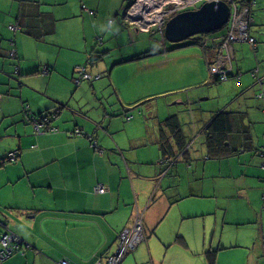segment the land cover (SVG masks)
Here are the masks:
<instances>
[{
    "label": "crops",
    "instance_id": "1",
    "mask_svg": "<svg viewBox=\"0 0 264 264\" xmlns=\"http://www.w3.org/2000/svg\"><path fill=\"white\" fill-rule=\"evenodd\" d=\"M254 1L256 44L232 43L228 79L217 82L209 70L217 46L209 56L199 44L179 46L194 47L188 57L199 60L200 80L194 98L177 99L182 111L167 115L146 105L154 95L150 57L165 53L157 64L167 65L173 49L137 51L133 35L142 29L128 10L122 15L121 0H0V157L18 153L14 163H0V233L11 229L24 241L0 264H89L115 252L138 212L145 239L122 264H211L209 249L217 252L214 264H264V0ZM225 26L198 38L217 44ZM125 32L129 41L121 45L115 39ZM126 63L137 64L129 80L123 69L113 76ZM81 65L92 74L89 83L76 82ZM48 109L59 110L50 123L56 130L38 133L28 116ZM223 111L231 142L216 157L206 129ZM173 115L187 144L168 167L160 140L170 136L176 147L164 124Z\"/></svg>",
    "mask_w": 264,
    "mask_h": 264
},
{
    "label": "built area",
    "instance_id": "2",
    "mask_svg": "<svg viewBox=\"0 0 264 264\" xmlns=\"http://www.w3.org/2000/svg\"><path fill=\"white\" fill-rule=\"evenodd\" d=\"M200 1L206 0H134L132 3L128 14L132 21L135 22L142 30H150L154 24L158 23L162 29H164L168 20L174 16L177 12L188 9L189 7H195ZM233 2V0H231ZM232 16L230 23L228 25V31L226 36L222 39L221 51L211 64H209L210 72L213 75L221 76L224 80L228 79V74L231 71L232 63V52L231 45L236 41H248L253 44L256 40L251 36L250 23L252 18H250V8L245 7L239 9L236 3H233ZM13 30H17L18 26H11ZM12 46L14 45V40H10ZM10 56L15 58L17 56L16 50H10ZM18 70V69H17ZM19 71V70H18ZM78 75L76 82L80 83L83 80L90 79L92 74L88 72L85 65L78 67ZM35 118V117H33ZM37 119V118H36ZM47 116L34 121L35 128L37 132H41L42 128L44 131H55V127L46 128ZM42 131V132H44ZM11 160L17 158V152H11L9 154ZM0 162L2 160L0 159ZM98 192H105L106 188L104 185H99L97 187ZM142 215L140 212L136 215V220L134 226L130 228H125L120 235L118 249L110 260L109 264H120L125 258L127 251L134 249L143 240V226H142ZM21 239L17 233L12 230H7L0 237V245L2 251L0 253V258L13 252L20 243ZM59 264H72L66 259L60 260ZM99 264V262H96Z\"/></svg>",
    "mask_w": 264,
    "mask_h": 264
},
{
    "label": "rangeland",
    "instance_id": "3",
    "mask_svg": "<svg viewBox=\"0 0 264 264\" xmlns=\"http://www.w3.org/2000/svg\"><path fill=\"white\" fill-rule=\"evenodd\" d=\"M125 2L128 5L126 3L124 4V0H121V6H122L121 9L123 11L122 15L124 13H126L127 10L129 11L131 4L134 2V0H126ZM203 2H205V1H200L198 4L201 5ZM126 6H127V8H126ZM125 8H126V10H125ZM117 12L118 11H116L115 14H113L112 18H115ZM231 16H232V13H231ZM230 20H231V17H230ZM230 20L225 26L226 30H225L224 34H226L228 31L227 26L229 25ZM116 25H118V22L115 23L113 28H115ZM108 28H110V26H108ZM139 28L141 29V27H139ZM222 29H220V30L222 31ZM163 31H164V29H162L158 23L154 24L152 29H150L148 31L140 30V33H137L136 31H134L133 37L137 38V39H136V41L135 40L133 41V45H134V47H137V51L153 50L155 48H159L160 51L164 50V52H165L167 50V48L168 49L176 48V49H173L172 51H170L169 55L173 59L170 60L169 64H167V65L157 64V62L162 59L160 57L164 56L165 53H163L162 55H156L154 57H152V56L150 57V59H152L156 63V64H153V66H152L153 67L152 71H154L153 74L152 75L149 74V78L153 80L152 90H153L154 95L149 100L147 99L146 105L149 103H154L155 106L158 108L159 113L165 112L168 115L169 110H173V111L178 112V113H180L182 111V106L180 104H176V101L178 98L185 97L188 95L189 96L191 95L194 98L193 93L195 91H197L198 88L193 87V86H197L194 84H197L200 80V76H198L197 74L194 76V67L198 63L199 60L196 57H191V58L188 57V54L192 50H194V47L193 48H180L179 46L193 42L194 40L198 39V37H204L208 33H199V34L192 36L189 39H186V40H183L180 42H170L165 37H163ZM221 31H216V32H214V34H220ZM112 35H114V34H112ZM127 36L128 35L126 32L123 34L119 33L118 36H116L117 38L115 40L117 42H120L121 45H124L125 43H127L129 41ZM219 46L222 47V43H220ZM127 48L128 47L123 46L120 50L117 49L116 51L117 52H120V51L125 52L127 50ZM220 51H221V49L217 53L219 54ZM152 54H155V52H153ZM9 55H10V52H9ZM217 56L218 55H216V57ZM216 57L211 62H214ZM125 65L126 66H124V65L116 66L114 68L113 76H115L118 73L119 69H123V71H124L123 78H127V80H129V76L131 75V73L133 74L136 72L137 64L126 63ZM150 69H149V71H150ZM19 72L20 71L16 70V73H19ZM137 74H138V80L141 81V74L140 73H137ZM1 83L2 82L0 81V85H1ZM86 83H89V81H87ZM128 84H130V83H128ZM139 84L141 85L140 82H139ZM145 87L149 88V92H151L150 82H146ZM197 104L204 105V106H211V101L199 99V102ZM27 109H29V108H27ZM135 110H137L135 115L137 117H140L141 121H143L145 123V120H143L144 118H143L142 114L140 113V108L136 107ZM149 124L152 125L153 120L150 119ZM260 132H261V130H257L258 135L260 134ZM261 140H262V142H264V138L262 136H261ZM154 147H155V151L153 153L159 152L158 146L155 145ZM156 147H157V151H156ZM136 152L140 153L141 156H143V157H146L148 155L147 154L148 151H145V150L144 151H141V150L133 151V153H136ZM9 154H10V152L8 154H5L2 158L0 157V159L7 158V161H6L7 164L14 163L18 159V153H17V158L13 159V160L10 159ZM136 157L139 158V156H137V155H136ZM236 202L241 203V201L239 199H236ZM3 228L4 227L2 225V222L0 221V231ZM0 235H1V233H0ZM20 239H21V241L19 244L22 243L24 245V241L22 240L21 237H20ZM19 247L20 246L18 245L17 248H19ZM17 248H16V250H17ZM26 248H31V245L26 244ZM204 254L205 253H203V255ZM225 258H226V256H225ZM2 259L6 260V258H2ZM200 264H207V261L203 260Z\"/></svg>",
    "mask_w": 264,
    "mask_h": 264
},
{
    "label": "trees",
    "instance_id": "4",
    "mask_svg": "<svg viewBox=\"0 0 264 264\" xmlns=\"http://www.w3.org/2000/svg\"><path fill=\"white\" fill-rule=\"evenodd\" d=\"M225 1L228 2L231 7H233V3H236L238 5L239 9H243L245 7L250 8V10H251V12H250V18H252L253 5L255 4V1L254 0H233V2H231V0H225ZM252 20H253V18H252ZM252 20H251V23H252ZM251 23H250V25H251ZM223 29H225V28H223ZM219 31H221V30H219ZM224 33L221 36L220 40H218V43L217 44L215 42H213L212 44H208V42H205L204 41V38H198V39L194 40L192 43L193 44L196 43V44H199L200 46H202L203 51H204V54L206 53V56H209L208 55V51H211V49L213 47L217 46L219 48L218 50L221 49V47L219 46V44L222 43V39L227 34V33L226 34H224ZM163 37H164V35H163ZM252 37H254V36H252ZM255 40H256V38H255ZM253 44H256V41ZM171 49H174V48H170V49L167 48V50H171ZM150 52L157 53V52H160V49L159 48H155V49L149 51V53ZM216 55H218V53ZM215 57L216 56H214L212 58L207 57L208 64H211L212 63L211 61H213V59ZM231 74L232 73L230 71L229 74H228V78H229V76H231ZM214 77H215V81H217V82L224 81L225 80V79L223 80L221 78V76L214 75ZM92 78L93 77H91L90 79H92ZM260 95L264 97V94L263 93L260 94ZM58 114H59V110H57V109H51V110H49L48 109V110H46L45 113H39V114H35V115L34 114H30V116H28V117H29V119H31L32 122H34V121H36L39 118L42 119L44 117V115H46L47 118H48V120L46 121V126L45 127L46 128H51L53 126H51L50 123H51V121L55 117L58 116ZM33 117H35V118H33ZM129 118H130V116H127V119H129ZM164 124L166 125L167 128L170 127L173 137H175L177 139V142H178L177 145H176V147H174V144L172 143V140H171L170 136H167V135H165V136L163 135L162 136V139L160 140L161 155H162L161 160H162V162H165L166 164H168V167H170L169 165H175L176 162L179 160V153L181 152L180 150L184 149V147L187 144V140H186V136H185V134H184V132L182 130V123H181L180 118H179L178 115L170 116L168 119L165 120ZM230 126H231L230 115H229L228 112L223 111V112L218 113L214 117V121L211 123L210 127L208 126L209 127L208 129L209 130L206 129L208 147H210L211 154H214V156H216V157L217 156L220 157V155L223 152H225L224 146H226V145L228 146L230 144V142H231L228 139V134H229V131H230ZM38 133H40V132H38ZM225 140L226 141H230V142L225 143ZM95 142L96 141H94V145H96ZM261 153H263V155H264V148L261 150ZM181 156H183V153L181 154ZM1 160H2V162H0V163L3 164V163H5L7 161V158L1 159ZM262 166L264 168V164ZM136 215H135V219H134V222H133L132 226H134V223H135V220H136ZM140 215H142L141 218H142V226H143V235H144V239H145V231H144V225H143V212H141ZM132 226H130V227H132ZM130 227L128 226V227H125V228H130ZM123 230L120 232V235L123 232ZM5 232H6V230L3 231L2 234L5 233ZM1 235H0V237H1ZM120 235H119V238H120ZM119 238H118V241H117V246H116L115 252H113L111 254H107V255H99V256L95 257V259L91 263H89V264H96V262H99V264H109L110 258L113 255H115V253H116V251L118 249ZM140 244H138V246ZM18 245L20 247L23 246L22 243L21 244H18ZM20 247L17 248V250L15 249V251L11 252L8 255H5L2 258H9L11 255H13L18 250H20ZM137 247H135L134 249H131V250L127 251L125 258L132 251H134ZM1 251H2V247L0 245V253H1ZM216 253L217 252L215 250H211V249L207 250V255H208V258H209L211 264H214L213 262L215 260ZM2 258H0V260H2ZM125 258L121 261L120 264L123 263V261L125 260ZM62 259H66L70 263L75 264V263H73L68 258H61V259H59L58 260V264H59L60 260H62Z\"/></svg>",
    "mask_w": 264,
    "mask_h": 264
},
{
    "label": "water",
    "instance_id": "5",
    "mask_svg": "<svg viewBox=\"0 0 264 264\" xmlns=\"http://www.w3.org/2000/svg\"><path fill=\"white\" fill-rule=\"evenodd\" d=\"M231 6L225 0H207L197 9H188L172 16L165 28V38L180 42L199 33L223 28L230 20Z\"/></svg>",
    "mask_w": 264,
    "mask_h": 264
},
{
    "label": "flooded vegetation",
    "instance_id": "6",
    "mask_svg": "<svg viewBox=\"0 0 264 264\" xmlns=\"http://www.w3.org/2000/svg\"><path fill=\"white\" fill-rule=\"evenodd\" d=\"M131 5H132V4H131ZM182 11H184V10H182ZM182 11H179V12H182ZM179 12H177V13H179ZM177 13H176V14H177Z\"/></svg>",
    "mask_w": 264,
    "mask_h": 264
}]
</instances>
